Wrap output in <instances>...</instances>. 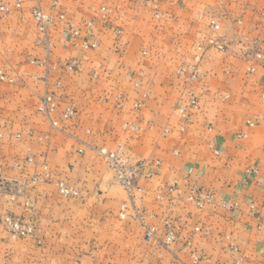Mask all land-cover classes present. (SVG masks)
I'll return each instance as SVG.
<instances>
[{
    "label": "crops",
    "instance_id": "1",
    "mask_svg": "<svg viewBox=\"0 0 264 264\" xmlns=\"http://www.w3.org/2000/svg\"><path fill=\"white\" fill-rule=\"evenodd\" d=\"M16 1L0 0V264H264V0ZM36 5L53 16L44 33ZM211 18L226 50L207 47L191 81L176 70ZM45 93L58 101L48 115ZM98 151L143 163L133 206ZM58 179L79 195L61 196ZM192 186L214 201L196 207ZM5 214L33 236L12 238Z\"/></svg>",
    "mask_w": 264,
    "mask_h": 264
},
{
    "label": "built area",
    "instance_id": "2",
    "mask_svg": "<svg viewBox=\"0 0 264 264\" xmlns=\"http://www.w3.org/2000/svg\"><path fill=\"white\" fill-rule=\"evenodd\" d=\"M38 1V0H36ZM15 8L20 7V1L17 0L14 4ZM0 11H8V7L4 5H0ZM33 17L36 21L38 30L44 32L47 24L50 22V16L45 13L39 6H36L33 9ZM60 18H63V15L60 14ZM211 28L214 30L219 28L218 21L216 19H211L209 21ZM77 31H73V35H77ZM206 47H212L219 51H223L225 49L224 42L217 40L213 36L207 39L205 44H197L196 45V54L194 55L193 62L191 64L185 66H179L176 70L177 74L181 76H186L187 79L193 81L199 79L201 76V61L202 56ZM256 57L261 59V54H257ZM77 65V59H72L67 62L65 68L67 70H72ZM252 70V69H250ZM3 75H0V79L3 80ZM8 81H12L8 79ZM197 99L193 94H188L186 101L179 102L176 106L177 114L181 119L186 122L189 117V113L192 109L196 108ZM58 107V101L53 94L45 93L42 95L36 105V109L39 113L48 115L52 112H55ZM76 113L75 107L73 105H68L62 111L61 117L63 119H71ZM248 124L251 125L252 122L248 121ZM98 153L103 157L105 162L108 164L109 168L114 171L115 179L117 183L126 191L127 196L129 198L130 204L133 206L136 192L139 191V188L136 184L137 176L143 166L142 162L130 163L127 156L118 151H98ZM158 164V161H156ZM250 171L252 173H256L257 170L255 168H251ZM48 174L45 175L44 179L47 180ZM43 181V178L39 176H34L31 178V184H35L36 182ZM55 185L57 186L58 192L63 197L73 198L79 195L78 191L68 183H65L63 180H56ZM174 190V187H167V191L171 192ZM188 201L192 202L196 207L202 208L207 204H210L214 201V195L212 192L200 188L197 186H192L187 194ZM232 208V206H229ZM134 208V207H133ZM126 206L123 204L120 206V217L124 218V211ZM136 218H138L137 213L135 214ZM1 224L4 230L12 237V238H27L33 236L34 226L28 220H22L18 217H15L11 214H5L1 218ZM198 230V228H195ZM156 228L154 226H144V239L149 241L155 238ZM176 239V234L173 228L166 222L163 236L160 240V245L163 247H168L172 244ZM72 264H80L78 261H74Z\"/></svg>",
    "mask_w": 264,
    "mask_h": 264
},
{
    "label": "rangeland",
    "instance_id": "3",
    "mask_svg": "<svg viewBox=\"0 0 264 264\" xmlns=\"http://www.w3.org/2000/svg\"><path fill=\"white\" fill-rule=\"evenodd\" d=\"M15 4V3H14ZM36 6H38V5H36ZM35 6V7H36ZM34 7V8H35ZM8 10H9V8H8ZM32 12H33V10H32ZM46 13V12H45ZM48 14V13H47ZM49 16H50V22L47 24V25H49L50 23H51V21H52V19H53V16L52 15H50V14H48ZM32 16H33V14H32ZM58 17H59V19H63V18H60V15H58ZM34 18V17H33ZM55 18V17H54ZM211 19H213V18H211ZM210 19V20H211ZM214 19H216V18H214ZM209 20V21H210ZM217 20V19H216ZM218 21V20H217ZM218 24H219V22H218ZM36 26H37V24H36ZM209 26H210V24H209ZM47 27V26H46ZM210 28H211V26H210ZM37 29H38V27H37ZM212 29V33L205 39V45H206V42H207V39L209 38V37H211V36H213L214 38H216L217 40H219V41H222V42H224L222 39H220L219 38V36L217 35V32L220 30V25H219V28L218 29H216V30H214L213 28H211ZM39 31V30H38ZM40 33H44V32H41V31H39ZM198 44H203V43H198ZM197 45V44H196ZM224 45H225V49L223 50V51H225L226 50V44H225V42H224ZM195 48H196V46H195ZM207 48V47H206ZM206 50V49H205ZM217 50V49H216ZM205 52V51H204ZM179 75V74H178ZM184 101H186V100H184Z\"/></svg>",
    "mask_w": 264,
    "mask_h": 264
}]
</instances>
